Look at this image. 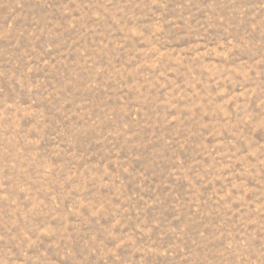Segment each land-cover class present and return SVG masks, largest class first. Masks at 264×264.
I'll return each instance as SVG.
<instances>
[{
    "label": "rangeland",
    "instance_id": "1",
    "mask_svg": "<svg viewBox=\"0 0 264 264\" xmlns=\"http://www.w3.org/2000/svg\"><path fill=\"white\" fill-rule=\"evenodd\" d=\"M0 264H264V0H0Z\"/></svg>",
    "mask_w": 264,
    "mask_h": 264
}]
</instances>
